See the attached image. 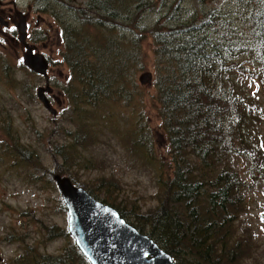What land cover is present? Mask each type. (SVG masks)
I'll return each mask as SVG.
<instances>
[{"label": "trees", "instance_id": "16d2710c", "mask_svg": "<svg viewBox=\"0 0 264 264\" xmlns=\"http://www.w3.org/2000/svg\"><path fill=\"white\" fill-rule=\"evenodd\" d=\"M184 1L177 0L147 36L153 45L156 117L170 161L151 158L161 193L159 204L129 224L176 264H247L255 253L253 235L244 227L251 208L247 181L264 184V149L259 139L264 100L245 88L249 78L240 73L238 61L250 60L252 71L246 73L260 82L263 95L264 0H237V8L201 14L183 9ZM85 7L78 12L80 20L74 28L59 30L62 63L70 72L64 93L78 123L66 137L68 144L56 149L55 158L62 165L51 183L54 176L68 178L128 222L129 214L120 211L108 192L76 181L73 167L92 165L79 155L92 140L84 126L88 110L102 109L100 131L95 132L99 137L111 118L109 108L129 109L141 99L135 78L146 69L142 43L148 28L145 13L151 10L152 0H87ZM233 15L235 20L230 19ZM238 20L242 31L236 26ZM136 127V146L143 148L147 141L151 154V141L139 138L146 129L142 119ZM16 151L14 167L41 169L28 148L17 144ZM239 160L245 162L240 170Z\"/></svg>", "mask_w": 264, "mask_h": 264}, {"label": "rangeland", "instance_id": "374dc122", "mask_svg": "<svg viewBox=\"0 0 264 264\" xmlns=\"http://www.w3.org/2000/svg\"><path fill=\"white\" fill-rule=\"evenodd\" d=\"M176 1L152 0L151 10L144 14L148 27L144 30L146 38L142 43L146 69L135 78L141 88V99L138 97L129 109L107 107L106 110H111V118L99 137L95 132L100 131L102 109L88 110L86 115L89 117L84 126L90 129L92 140L88 149L79 155L85 161L90 160L92 165L73 167L76 181L94 191L108 192L110 200L119 206L120 211L129 214L128 223L147 215L159 204L161 193L155 170L150 165L151 158L170 161L156 117L155 90L151 82L153 45L147 36L155 22L170 12ZM0 2L30 16L27 44L50 62L48 79L52 90L47 99L55 113L54 116L49 114L37 99V90L44 88L45 79L22 67L24 51L0 37V264H86L74 245L69 247L68 213L51 178L62 165V161L55 158L56 149L68 144L66 137L74 133L78 123V119L71 115L64 93L63 86L69 82L70 72L62 63L63 43L59 30L77 25L80 20L78 12L85 11L87 0ZM234 6H237V0H187L182 4L183 9L198 14L209 9L229 11ZM232 17L235 20L236 16H230V19ZM236 26L243 30L240 20ZM134 31L140 32L136 28ZM238 62L242 63L240 73L249 78L244 83L245 88L264 100L260 82L254 79L253 73H246L247 69L252 71L250 60L244 57ZM145 75H150L151 79H144L141 84L140 78ZM141 119L146 129L143 134L140 132L139 138L151 141V154L147 141L143 148L135 144L138 137L137 133L135 135L136 125ZM259 139L264 149V127L259 130ZM17 144L33 152L41 169L27 171L21 166H13ZM77 155L72 157L77 159ZM236 165L240 170L245 162L239 160ZM247 182L250 189L247 199L251 208L244 227L251 231L255 240V253L247 264L256 261L264 264V184Z\"/></svg>", "mask_w": 264, "mask_h": 264}, {"label": "water", "instance_id": "95a60500", "mask_svg": "<svg viewBox=\"0 0 264 264\" xmlns=\"http://www.w3.org/2000/svg\"><path fill=\"white\" fill-rule=\"evenodd\" d=\"M16 28L19 42L25 49L24 67L39 77H46L50 64L26 44L25 20H20ZM144 79H151V76L141 77V84ZM47 90L39 89L37 98L53 115L44 96ZM54 181L67 209L68 231L89 264H176L170 255L127 223L114 208L97 201L67 178L55 176Z\"/></svg>", "mask_w": 264, "mask_h": 264}, {"label": "flooded vegetation", "instance_id": "af4514ba", "mask_svg": "<svg viewBox=\"0 0 264 264\" xmlns=\"http://www.w3.org/2000/svg\"><path fill=\"white\" fill-rule=\"evenodd\" d=\"M30 11H31V9L28 8V13H30ZM22 19L25 20V24H26V40H25V42L27 44L28 30H29L28 22L30 20L29 14L18 12L14 6L10 9V8H8V6L2 5V3L0 2V37L2 39H4L5 42L8 41L15 48H21L24 51V53H25L24 47L19 42V38H18L19 37V33H18L17 28H16V24H20V20H22ZM30 48L33 49L32 47H30ZM34 53H36V51ZM22 65H23V56H22ZM49 70L50 69H48L47 72H46V77H40V78L45 79V83H44V88H39V89H43V90L44 89H48L46 91V93H45V99L49 103V107L51 109V103H50L49 99H47L48 95L51 93V90H52L51 86H50L49 79H48ZM37 77H39V76H37ZM52 112H53V110H52ZM54 115H55V113L53 112V116ZM65 208H66V206H65ZM67 222H68V218H67ZM67 231H68V229H67ZM66 236L67 235L65 234V237ZM68 236L70 237L69 238V243H70V241H73V239H72V237L70 235H68ZM73 244H74L73 247L77 249L78 255H79L80 251L77 248V246L75 245L74 241H73ZM69 247H70V245H69ZM86 261L83 258V262L86 263ZM67 264H74V262H72V263L68 262ZM86 264H89V263L87 262Z\"/></svg>", "mask_w": 264, "mask_h": 264}]
</instances>
